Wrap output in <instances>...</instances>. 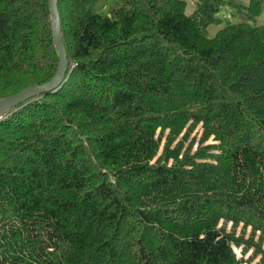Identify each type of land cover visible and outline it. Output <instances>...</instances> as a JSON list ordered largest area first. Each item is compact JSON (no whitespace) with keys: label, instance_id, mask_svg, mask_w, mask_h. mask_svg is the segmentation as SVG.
Here are the masks:
<instances>
[{"label":"trees","instance_id":"obj_1","mask_svg":"<svg viewBox=\"0 0 264 264\" xmlns=\"http://www.w3.org/2000/svg\"><path fill=\"white\" fill-rule=\"evenodd\" d=\"M116 1H57L69 75L0 118V264H264V24ZM50 22L0 0V99L55 75Z\"/></svg>","mask_w":264,"mask_h":264},{"label":"water","instance_id":"obj_2","mask_svg":"<svg viewBox=\"0 0 264 264\" xmlns=\"http://www.w3.org/2000/svg\"><path fill=\"white\" fill-rule=\"evenodd\" d=\"M58 0H49V9L51 13V31L54 47L58 52L59 61L55 75L47 82L29 86L17 93L0 99V118L1 116L26 100L42 95L45 92L55 91L66 81L69 72H67L68 58L64 41L61 35L60 17L57 7Z\"/></svg>","mask_w":264,"mask_h":264},{"label":"rangeland","instance_id":"obj_3","mask_svg":"<svg viewBox=\"0 0 264 264\" xmlns=\"http://www.w3.org/2000/svg\"><path fill=\"white\" fill-rule=\"evenodd\" d=\"M185 1L187 2V12H190L194 7L195 0ZM233 1L240 4L242 6V10L238 11L236 7L229 3L222 6V8L217 13L219 21L212 23L207 27L208 36L212 37L220 27H223L228 23L248 22L251 25L264 24V10L260 13V15L250 18L246 15L244 8L248 4V0ZM116 5V0H97V2L93 6H91V9L95 13L105 15L110 11L112 7ZM237 253H239V249L237 250Z\"/></svg>","mask_w":264,"mask_h":264},{"label":"bare ground","instance_id":"obj_4","mask_svg":"<svg viewBox=\"0 0 264 264\" xmlns=\"http://www.w3.org/2000/svg\"><path fill=\"white\" fill-rule=\"evenodd\" d=\"M57 7H58V5H57ZM58 12H59V10H58ZM59 89V88H58ZM149 97V96H148ZM34 248V247H33Z\"/></svg>","mask_w":264,"mask_h":264}]
</instances>
